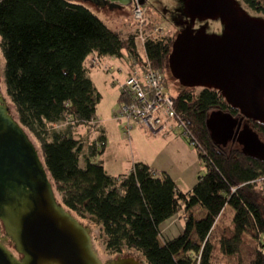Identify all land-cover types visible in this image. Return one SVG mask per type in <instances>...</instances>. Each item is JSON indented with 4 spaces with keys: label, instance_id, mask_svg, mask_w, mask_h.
I'll use <instances>...</instances> for the list:
<instances>
[{
    "label": "trees",
    "instance_id": "trees-1",
    "mask_svg": "<svg viewBox=\"0 0 264 264\" xmlns=\"http://www.w3.org/2000/svg\"><path fill=\"white\" fill-rule=\"evenodd\" d=\"M257 11L264 14V6ZM137 38L138 33L125 41L77 1L0 0L6 96L15 120L38 147L58 202L78 218L97 224L108 252L136 251L145 264H212V235L231 207L233 228L224 235L221 250L235 256L251 237L258 244L251 264H264V160L245 155L238 144L224 148L212 141L207 128L210 113L222 110L241 116L216 90L200 88L195 94L192 91L199 88H187L174 98L206 170L191 192H181L168 173L157 174L143 163L110 176L103 163L91 161L105 149L99 151L96 143L85 156V167L80 166L85 148L74 129L96 121L102 99L85 62L93 53L119 59L129 54L141 61ZM172 43L171 38L158 37L143 41V59L167 77ZM68 118L66 129L56 128ZM250 125L264 141V124ZM100 140L105 142L104 137ZM182 211L185 230L161 243L162 225ZM194 235L200 244L193 241Z\"/></svg>",
    "mask_w": 264,
    "mask_h": 264
},
{
    "label": "water",
    "instance_id": "water-1",
    "mask_svg": "<svg viewBox=\"0 0 264 264\" xmlns=\"http://www.w3.org/2000/svg\"><path fill=\"white\" fill-rule=\"evenodd\" d=\"M72 1L112 10L133 0ZM184 11L191 24L173 41L168 57L172 77L184 88L216 90L240 111V117L222 110L210 113L207 128L216 145L237 143L245 155L264 160V141L250 125L264 124V19L250 16L235 0H187ZM196 19L220 20L223 34L195 31ZM2 227L20 260L1 243ZM0 264H103L88 229L58 202L38 150L1 93ZM107 264L143 262L125 257Z\"/></svg>",
    "mask_w": 264,
    "mask_h": 264
},
{
    "label": "rangeland",
    "instance_id": "rangeland-1",
    "mask_svg": "<svg viewBox=\"0 0 264 264\" xmlns=\"http://www.w3.org/2000/svg\"><path fill=\"white\" fill-rule=\"evenodd\" d=\"M79 2V1H77ZM264 2V0H262ZM88 9H90L110 30L119 33L126 41L134 34L138 33L137 45L139 53L143 59L145 57L142 38H165L174 41V35L177 34L181 28L179 20L183 18V0H145L142 4L144 10V19L146 20V27L141 29L136 22L133 15V7L130 9L126 7L124 10L109 9L108 7L99 8L89 3L80 2ZM248 14L257 18L264 19V14H256L249 11ZM210 31L219 30L220 25L216 20L206 22ZM173 44V43H172ZM128 59L129 54H125L123 59ZM117 59V60H116ZM111 61L110 59H108ZM115 61L114 68H124L122 61L119 58H113ZM112 63V61H111ZM5 67V60L0 48V93L6 101V106L10 111L11 116L15 119L13 109L6 96V89L3 78V71ZM95 81V86L100 92L102 99L97 107L96 121L93 124L78 126L74 129V135L84 143L85 152L90 146L96 143L99 151L104 148L99 146L101 142V133L105 129L109 145L104 149V152L97 154L91 158L93 162L103 163L109 167L112 175H119L128 172L136 163H139L138 158L147 159L153 163V160L159 162V167H163L166 173L174 178L178 189L181 192L189 193L193 190L199 181V177L206 173L205 168L199 162L197 150L183 138L181 131L177 130L172 133L169 140L161 137L154 138V135L140 127H134L129 137L124 133V122L118 120L117 114L121 102V96L118 94V86L113 83L111 76L102 68L98 67L92 70L91 75ZM189 89L181 87L170 72H168V93L172 96H177L179 93L188 91ZM201 89H194L192 92L199 93ZM64 123V124H63ZM71 120L60 123L63 127H67ZM177 138V140H175ZM35 146V145H34ZM38 149L37 146H35ZM87 150V151H86ZM39 152V150H38ZM85 152L80 162L81 167H85ZM156 162V163H157ZM57 198V196H56ZM58 200V199H57ZM263 206H264V202ZM80 224L86 227L89 231L92 247L98 257L103 263L107 264L114 262L118 258L136 257L142 262V256L136 251L126 250L123 254H111L106 249V239L102 233L101 228L91 221L89 218L81 219L72 214ZM234 210L227 207L219 219L215 231L212 235V243L214 245L212 264H251L253 253L258 247L257 242L251 237H247L244 244L239 249L235 256H227L221 250V241L226 232L233 228ZM201 214H195V218H200ZM186 227L185 213L182 211L174 219L166 222L161 227V243L165 239H174L181 235ZM193 241H198L196 235L192 237ZM1 243L12 253L17 259H21L22 255L18 252L16 244L11 235L7 234L2 227ZM259 249L263 247L259 246ZM181 254L179 257H182ZM145 263V262H144Z\"/></svg>",
    "mask_w": 264,
    "mask_h": 264
},
{
    "label": "built area",
    "instance_id": "built-area-1",
    "mask_svg": "<svg viewBox=\"0 0 264 264\" xmlns=\"http://www.w3.org/2000/svg\"><path fill=\"white\" fill-rule=\"evenodd\" d=\"M132 11L138 26L141 29L146 27L142 5L135 2ZM133 59L128 71L121 67L116 70L98 56L89 61L92 68L100 67L107 72L118 86L121 102L117 118L124 122L125 135L129 137L134 127L154 136H169L180 130L183 138L196 148L198 143L185 117L176 111V96L168 93L166 73L153 69L147 58L141 61ZM99 146L105 147V142H100Z\"/></svg>",
    "mask_w": 264,
    "mask_h": 264
},
{
    "label": "crops",
    "instance_id": "crops-1",
    "mask_svg": "<svg viewBox=\"0 0 264 264\" xmlns=\"http://www.w3.org/2000/svg\"><path fill=\"white\" fill-rule=\"evenodd\" d=\"M98 56V54L97 53H93L92 55H90L89 57H88V59L86 60V62H85V67H86V69H87V71H88V76H89V78L93 81V83L95 84V81H94V79H93V77L91 76L92 75V70L94 69V68H92L90 65H89V61L93 58V57H97ZM99 57V56H98ZM100 58H102V57H100ZM114 57H105V58H102L104 61H106L107 63H109V64H111V65H119V64H115V61L114 60H112ZM108 59H110L111 61H112V63H111V61H109ZM117 60V59H116ZM121 61H122V64L124 65V68L128 71L129 70V66L132 64V62H133V57H128V59H127V57H126V59H120ZM122 78H124V77H122ZM118 94H120V92H119V90H118ZM69 120H71V118H68L67 119V121H69ZM64 124V123H63ZM63 124H61V125H56V128L57 129H60V130H64V129H66L65 127H63ZM171 135H169V136H162V137H164V139L166 138V140L168 139L169 140V137H170ZM100 137H104L105 138V148H107L108 147V145H109V139H108V137H107V134H106V131H105V129L104 130H102V133H101V136ZM158 137H161L160 135L159 136H154V138H158ZM77 138V137H76ZM78 139V138H77ZM175 140H177V138H175ZM167 142H169V143H172L173 142V140L172 139H170L169 141H167ZM85 146V145H84ZM86 149V148H85ZM87 151V150H86ZM85 155H86V157H88V151L87 152H85ZM198 155V154H197ZM198 158H199V156H198ZM138 160H139V163H143V164H145V165H147V166H149L154 172H156L157 174H160V173H162V172H166L165 170V168H163V167H159L160 165H159V162H157V160H153L152 162L153 163H151L150 161H147V159H140V158H138ZM92 161V160H91ZM93 162V161H92ZM157 162V163H156ZM199 162H200V159H199ZM201 163V162H200ZM105 166V165H104ZM105 168H106V171H107V173L110 175V176H113V177H118V176H120V175H123V174H126V173H128V172H130L131 171V169L133 168H131L128 172H126V173H123V174H119V175H112V173H110V171H109V167H107V165L105 166ZM168 173V172H167ZM171 177H172V175H171ZM173 178V177H172ZM174 179V178H173ZM191 192V191H190ZM184 193V192H183ZM227 209V208H226ZM226 211V210H225Z\"/></svg>",
    "mask_w": 264,
    "mask_h": 264
},
{
    "label": "flooded vegetation",
    "instance_id": "flooded-vegetation-1",
    "mask_svg": "<svg viewBox=\"0 0 264 264\" xmlns=\"http://www.w3.org/2000/svg\"><path fill=\"white\" fill-rule=\"evenodd\" d=\"M186 1L187 0H183V18H181L180 20H179V25H180V29H179V31L177 32V34H175L174 35V39L176 38V36L182 31V30H184L187 26H188V24H191V20L185 15V4H186ZM236 1V3H237V5L241 8V9H243V10H245L247 13L249 12V11H251V12H254V13H256V14H261V13H259L257 10L259 9V8H261L262 6H264V2H262V0H257L256 2L254 1V0H235ZM135 0H133L132 1V3L130 4V5H128V6H124V7H122L120 10H124L126 7H128V8H132L133 7V5L135 4ZM253 5H254V7H253ZM252 16V15H251ZM252 17H254V16H252ZM207 21H210V20H206V21H200L199 19H196V21L194 22V24L192 25V27H193V29L195 30V31H197V30H200V29H205V31H206V33H208V34H216V35H222L223 34V32H224V25L221 23V21L220 20H216L218 23H219V25H220V28H219V30H216V31H210V29H209V27L206 25V22ZM212 21V20H211ZM182 87V86H181ZM184 88V87H183ZM223 99H224V101L226 102V100H225V98L223 97ZM227 103V102H226ZM228 104V103H227ZM233 144H237V143H233Z\"/></svg>",
    "mask_w": 264,
    "mask_h": 264
},
{
    "label": "bare ground",
    "instance_id": "bare-ground-1",
    "mask_svg": "<svg viewBox=\"0 0 264 264\" xmlns=\"http://www.w3.org/2000/svg\"><path fill=\"white\" fill-rule=\"evenodd\" d=\"M143 264H145V263L143 262Z\"/></svg>",
    "mask_w": 264,
    "mask_h": 264
}]
</instances>
